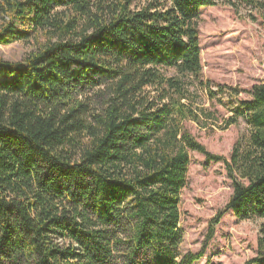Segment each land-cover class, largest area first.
Here are the masks:
<instances>
[{"label":"trees","instance_id":"16d2710c","mask_svg":"<svg viewBox=\"0 0 264 264\" xmlns=\"http://www.w3.org/2000/svg\"><path fill=\"white\" fill-rule=\"evenodd\" d=\"M218 5L264 13V0H0V46L32 44L0 57V264H194L180 226L191 152L233 181L219 217L264 218V84L251 100L219 88L237 102L227 125L250 128L230 160L185 128L214 118L199 22Z\"/></svg>","mask_w":264,"mask_h":264},{"label":"rangeland","instance_id":"374dc122","mask_svg":"<svg viewBox=\"0 0 264 264\" xmlns=\"http://www.w3.org/2000/svg\"><path fill=\"white\" fill-rule=\"evenodd\" d=\"M200 17L201 78L205 89L217 95L212 99L199 88V102L214 118L201 125L186 122L185 128L208 152L230 160L233 147L250 128L243 118L227 125L237 102L230 105L218 91L223 87L229 95L232 88L238 93L236 100H251L253 86L264 84V13L242 5H218L203 7ZM31 50V43L15 42L0 46V57L21 61ZM190 156L180 203L182 253H203L194 264H256L252 261L264 238V218L238 217L232 210L219 217L234 193L226 165L207 161L198 152Z\"/></svg>","mask_w":264,"mask_h":264}]
</instances>
